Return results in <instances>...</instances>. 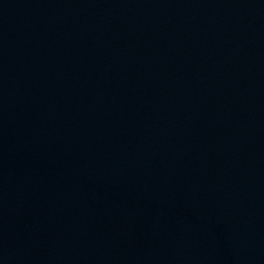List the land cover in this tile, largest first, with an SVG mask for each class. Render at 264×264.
Wrapping results in <instances>:
<instances>
[{
	"label": "water",
	"instance_id": "1",
	"mask_svg": "<svg viewBox=\"0 0 264 264\" xmlns=\"http://www.w3.org/2000/svg\"><path fill=\"white\" fill-rule=\"evenodd\" d=\"M0 264H264V0H0Z\"/></svg>",
	"mask_w": 264,
	"mask_h": 264
}]
</instances>
